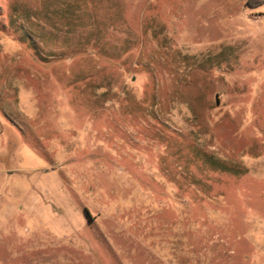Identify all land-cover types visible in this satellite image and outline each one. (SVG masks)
<instances>
[{
	"label": "rangeland",
	"instance_id": "obj_1",
	"mask_svg": "<svg viewBox=\"0 0 264 264\" xmlns=\"http://www.w3.org/2000/svg\"><path fill=\"white\" fill-rule=\"evenodd\" d=\"M0 264H264V0H0Z\"/></svg>",
	"mask_w": 264,
	"mask_h": 264
}]
</instances>
